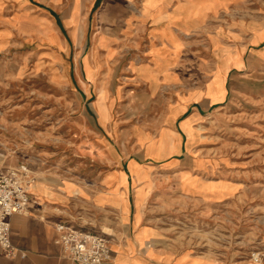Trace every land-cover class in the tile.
<instances>
[{"label":"rangeland","instance_id":"rangeland-1","mask_svg":"<svg viewBox=\"0 0 264 264\" xmlns=\"http://www.w3.org/2000/svg\"><path fill=\"white\" fill-rule=\"evenodd\" d=\"M209 6L215 15L186 34L177 67L186 79L152 94L129 67L133 59L146 58L144 51L132 48L128 39L110 57L98 47L92 29L98 7L85 34L81 24V43L74 40L70 25L60 21L64 36L50 28L53 42L48 36L25 44L17 39L12 48L0 49V164L29 162L36 175L32 189L47 180L97 187L98 176L117 165L110 156L133 149L134 129L159 125L161 115L155 110L165 98L160 97L163 91L173 105L194 87L207 84L216 93L226 87L227 97L218 108L187 121L182 143L189 171L181 181L189 190L201 185L217 194L170 195L159 200L161 205L149 206L147 220L157 225L161 246L224 260H263L264 0H193L186 13L204 20ZM72 22L73 32L78 31V18ZM105 58L110 64L99 65ZM231 62L240 68L230 71L224 85L221 67ZM97 71L105 88L101 85L97 93L93 83L89 91L87 83L86 93L84 80L97 77ZM100 91L106 92V119L97 102ZM111 219L107 216L102 226L94 219L75 225L112 239Z\"/></svg>","mask_w":264,"mask_h":264},{"label":"crops","instance_id":"crops-1","mask_svg":"<svg viewBox=\"0 0 264 264\" xmlns=\"http://www.w3.org/2000/svg\"><path fill=\"white\" fill-rule=\"evenodd\" d=\"M190 1L193 0H0V49L12 48L17 39L25 44L28 40L43 41L48 36L52 41L51 37L56 36L50 28L58 36H64L60 21L70 25L73 35L74 16L81 18L85 34L91 26L89 17L98 7L92 22L98 47L108 57L129 41L132 48L144 51L146 58L133 59L129 67L137 80L148 85L149 94L156 93L160 86L186 79V73L177 69L181 67L186 34L215 15L209 9L204 20L196 18L198 13L196 17H187ZM202 14L200 18L204 17ZM239 57L244 66L246 59L243 55ZM102 61L99 65L110 64L106 58ZM115 65L120 66L121 61ZM234 68L240 65L222 64L224 85ZM101 78L84 80L90 86L89 91L93 83L97 93L101 85L105 88ZM182 94L172 105L163 91L160 97L165 100L155 110L161 115L159 125L152 130L143 124L135 127L133 149L110 156L117 165L98 176L97 187H80L76 181H65L62 185L55 180L39 181L31 190L33 201L28 211L10 217L12 247L0 245V264H67L68 255L57 241V222L75 225L94 219L102 226L107 216L112 217L110 227L115 231L111 236L113 257L108 264H264V259L224 260L205 252L158 243V227L147 220L150 205H161L159 200L170 195L202 198L204 194H217L202 189L201 185L196 186L198 190H189V184L181 181L188 178L189 171L182 143L184 134L187 135V121H195L218 108L227 97V89L216 93L206 84ZM94 108L100 119L95 102Z\"/></svg>","mask_w":264,"mask_h":264},{"label":"built area","instance_id":"built-area-1","mask_svg":"<svg viewBox=\"0 0 264 264\" xmlns=\"http://www.w3.org/2000/svg\"><path fill=\"white\" fill-rule=\"evenodd\" d=\"M35 182L36 175L29 162L0 164V245L3 247H12L10 217L28 211L33 201L31 187ZM57 229V241L68 255L67 264H108L113 257L111 238L104 233L67 221L57 222Z\"/></svg>","mask_w":264,"mask_h":264},{"label":"bare ground","instance_id":"bare-ground-1","mask_svg":"<svg viewBox=\"0 0 264 264\" xmlns=\"http://www.w3.org/2000/svg\"><path fill=\"white\" fill-rule=\"evenodd\" d=\"M212 8H213L212 6H209V9H212ZM186 14H187V17L192 16L190 13H186ZM78 20H79V25L77 27L78 31L73 32V35H74L75 41L77 43H81L82 39L80 38V34H81V31H82V25H81L82 21H81V18H78ZM97 102H98L99 108L101 110V114L103 115V118H105V119L108 118L109 109H108V106H107V103H106V92L100 91Z\"/></svg>","mask_w":264,"mask_h":264}]
</instances>
